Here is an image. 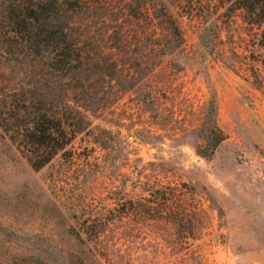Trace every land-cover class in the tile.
<instances>
[{
	"label": "rangeland",
	"instance_id": "374dc122",
	"mask_svg": "<svg viewBox=\"0 0 264 264\" xmlns=\"http://www.w3.org/2000/svg\"><path fill=\"white\" fill-rule=\"evenodd\" d=\"M151 1L129 0L124 12L109 8L102 17L78 16L94 49L101 47L120 69L111 78L92 76L89 90L105 98L70 152L35 169L0 128V264H264L259 29L247 27L239 10L217 16L231 1L194 0L199 13L216 12L214 48L200 41L199 16L174 7L182 43L160 55L152 12L141 10ZM118 17L124 35L113 30ZM233 51L249 55L262 87L252 74L225 65ZM211 97L224 140L205 158L195 147ZM149 179L187 183L189 212L176 213L175 204H157L149 214L127 211L122 203L146 193ZM107 216L115 220L97 237L83 233Z\"/></svg>",
	"mask_w": 264,
	"mask_h": 264
},
{
	"label": "trees",
	"instance_id": "16d2710c",
	"mask_svg": "<svg viewBox=\"0 0 264 264\" xmlns=\"http://www.w3.org/2000/svg\"><path fill=\"white\" fill-rule=\"evenodd\" d=\"M117 1L0 0V66L3 68L0 69V128L35 169L45 166L58 153L70 152L67 147L78 133L87 129L88 115L102 108L99 104L105 97L100 91L89 90L90 80L92 76L111 78L113 70L120 69L119 63L101 47L94 49L93 36L83 32L85 23L79 22L78 16L102 17L109 8L117 13L131 5L129 0ZM221 1L231 4L217 11V16L228 17L233 15L230 12L239 10L246 26L258 28L257 35L264 41V0ZM200 4L194 0H152L142 5L144 13L152 12L160 55L171 53L173 47L182 43L174 7L187 16H199L203 26L200 41L209 49L214 48V38H220L218 21L211 19L216 12L208 9L207 13H199ZM118 20L119 17L113 30L120 27L124 35L126 28ZM228 59L225 65L237 73L252 74L254 82L262 87V80L251 70L249 55L233 51ZM216 112L217 102L211 97L201 121L200 142L195 147L196 153L205 158H210L224 140ZM146 183L147 189H143L146 193L125 199L129 206L122 203L127 211L149 214L157 204H175L172 209L176 213L189 212L183 203L186 195L192 194L187 183L159 184L155 179ZM114 220L109 216L102 221L96 219L83 233L97 237Z\"/></svg>",
	"mask_w": 264,
	"mask_h": 264
}]
</instances>
